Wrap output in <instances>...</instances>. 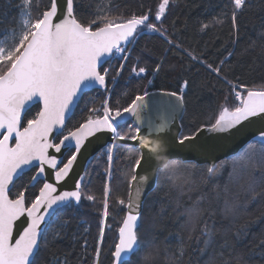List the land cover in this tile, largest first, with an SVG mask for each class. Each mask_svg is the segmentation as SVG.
Wrapping results in <instances>:
<instances>
[{
  "label": "snow or ice",
  "instance_id": "6c2138e0",
  "mask_svg": "<svg viewBox=\"0 0 264 264\" xmlns=\"http://www.w3.org/2000/svg\"><path fill=\"white\" fill-rule=\"evenodd\" d=\"M177 3L178 0H160L154 14L148 9L140 14L112 16L111 9L85 14L81 11V0H47V3L23 0V18L18 26L10 29L0 26V264H43L42 251L54 247L57 240L67 235L68 221H62L61 216L75 211L82 201L96 202V196L87 191V168L76 177L73 190H61L59 186L73 173L82 149L86 150V142L105 132L111 134L113 143L105 153L108 176L100 201L98 245L92 264H100L99 245L103 243L106 229L110 228V170L113 150L120 147L130 148L135 158L128 178L129 200L126 204L124 199H116V203L128 211L117 229L118 238L110 255L114 264H153L159 249L141 248L143 218L142 205L138 202L150 174L157 177V182L161 173L171 178L177 175L181 165L192 163L190 157L206 156L218 150L219 144L201 138L204 131L226 134L218 139H227L242 132L245 122L253 123L254 118L264 122V82L258 87H249L238 83L239 77L237 82L229 80L223 72L227 59L219 64L208 62L185 48L176 32L168 33L164 26L166 12ZM230 3L233 5L232 29L238 38L237 16L249 6L248 0H230ZM207 27L203 25L200 30ZM146 34L162 38L168 45L167 52L186 54L193 64L215 74L228 86L231 102L229 96H225L218 115L213 113L192 131L178 132L169 140L163 134L186 109L191 82L185 79L178 91L161 93L168 100L161 102L164 111L156 120L142 115L146 107L145 93L136 95L124 107L112 108L105 100L102 108H90L91 102H87L84 109L87 116L70 125L73 109L88 89L110 92L109 82L115 83L121 76L135 45ZM260 35L264 36V31ZM231 55L229 52L228 56ZM113 59L120 61L114 74ZM136 61L130 74L146 78L149 70L140 66V57ZM163 61L164 57H161L151 75L160 73ZM148 83L152 81L148 80ZM125 114L132 116L134 123L122 130L120 121ZM146 140L149 141L147 145ZM117 141L131 143L117 144ZM156 144L163 145L164 150H153ZM255 145L259 147L255 148ZM231 159L234 172L238 169L243 173L251 167L254 175L264 166V131L253 135ZM158 160L163 163H157ZM217 167L216 164L208 167V173L214 174ZM49 175L55 183L49 182ZM124 175L128 177L129 173ZM37 188L38 194L32 191ZM249 189L255 200L257 194L251 183ZM133 190L136 201L132 199ZM234 211V206L226 203L225 214ZM17 222H20L19 228ZM201 234L206 237L203 254L213 242L214 234L206 225ZM235 240H240L239 231L235 233ZM86 244L85 240V250ZM178 251L179 257H169V264H179L185 251L183 244ZM256 257H259L258 264H264V239L248 253L230 254L223 264H253ZM54 259L57 264H68L67 257L63 261Z\"/></svg>",
  "mask_w": 264,
  "mask_h": 264
},
{
  "label": "trees",
  "instance_id": "16d2710c",
  "mask_svg": "<svg viewBox=\"0 0 264 264\" xmlns=\"http://www.w3.org/2000/svg\"><path fill=\"white\" fill-rule=\"evenodd\" d=\"M22 0H0V26L10 29L18 25L19 5ZM99 0H81V11L85 14L95 12ZM112 16L140 14L148 9L153 14L160 0H109ZM47 3V0H43ZM248 5L237 16L238 38L231 22L233 5L230 0H178L166 12L164 26L168 33L176 32L185 48L203 56L208 62L219 64L227 59L223 72L229 80L258 87L264 82V0H248ZM225 13L227 14L225 16ZM35 16L36 12L33 11ZM85 18H88L85 16ZM154 18V17H153ZM203 25H208L203 31ZM168 45L159 36L144 35L135 45L132 58L121 76L108 84L110 92L95 91L86 94L79 101L70 125L87 116L85 104L90 108H102L108 98L110 107H124L136 95L150 92L178 91L183 80H189L187 104L182 120L181 131L188 133L204 123L229 96V88L215 74L199 65L193 64L185 54L167 52ZM232 55L229 57L228 53ZM140 57V66L149 72L144 79L130 74L131 66ZM164 57L159 74L151 75L155 64ZM120 61L112 60V73ZM105 67H109L106 64ZM151 80L152 83H148ZM113 85V86H112ZM232 97L229 96V102ZM35 113L33 109L32 114ZM102 114V112H101ZM130 124L121 126L122 130ZM109 147V146H108ZM258 148L259 145H255ZM107 147L99 152L88 166L86 177L87 191L96 196V202L82 201L75 211L63 214L61 220L68 221L67 235L56 241L52 248L44 249L43 264H57L55 258L68 264H92L94 249L98 245V225L102 210L103 190L106 182ZM253 151V149H249ZM114 160L111 171L109 211L110 228L106 229L101 247L100 264H111V251L117 241V229L123 219L125 207L116 203L117 197L127 202L130 165L135 158L130 148L113 150ZM254 159H258L254 157ZM214 174L209 175L206 166L183 164L177 175L169 178L160 174L154 190L146 197L142 206L143 228L140 232L141 248H158L159 254L153 264H169V257H179V246L185 249L179 264H223V260L240 253L256 249L264 239V166L253 175L251 167L240 173L234 172L231 158L219 162ZM125 172L129 176L124 175ZM27 179V175L23 178ZM18 186H19V182ZM252 184L257 194L253 200ZM226 203L233 205V214H225ZM207 226L214 236L213 242L203 252L206 238L201 229ZM240 232V240L235 233ZM75 236V238H74ZM191 237V238H190ZM86 240V250L84 241ZM227 242V247H224ZM135 261V258H133ZM256 257L253 264H258Z\"/></svg>",
  "mask_w": 264,
  "mask_h": 264
},
{
  "label": "water",
  "instance_id": "95a60500",
  "mask_svg": "<svg viewBox=\"0 0 264 264\" xmlns=\"http://www.w3.org/2000/svg\"><path fill=\"white\" fill-rule=\"evenodd\" d=\"M103 90L104 89H88L86 94H89L95 91H103ZM161 93L162 92H150V93H147V95L145 96L144 103L146 104V107L142 110V115L146 119L156 120L157 117L164 111V104L161 102L167 101L168 98L162 96ZM76 108L77 107L73 109V113ZM183 114L178 115V118L176 119L175 123L170 127V129L166 133L163 134L167 139L171 140L177 136L178 132H181L180 122L182 120ZM120 123H121V126L128 124V123L131 125L134 123V118L130 116L129 114H125V116L121 119ZM144 130L146 131V129ZM260 131H264V122L260 121L258 118H254V122L250 124L248 122H245V127L243 128L242 132H240L236 136L228 137L227 139H218V137L226 135V134L204 131L201 133V138L203 140L211 141L213 143L219 144L220 147L218 150L212 152L209 155H206V156L200 155L194 158L190 157V159L192 160V164H195L197 166H206L207 168L212 166L213 164L217 165L219 162L231 158L232 154L236 152L237 150L243 149L245 142L250 140L253 135L258 134ZM111 143H113V141L111 140L110 133H106V132L98 133L97 136L91 137L89 141L86 142V145H85L86 150L82 149V155L78 157V161H77L76 166L74 167L73 173L70 174L69 178H67L64 182H62V184L59 186L60 189L69 190V191L73 190L76 177L82 173L83 169L88 168V166L91 164V162L94 161V159L97 157L100 151L110 146ZM115 143L130 144L131 142L117 141ZM47 179L49 180V182L55 183L54 178L51 175H49ZM156 180H157V177L154 174H150L149 178L144 183L143 191L138 199V202L141 203V205H143L146 197L154 190L155 185H156ZM135 187H136V184L135 182H133V189H135ZM132 199L134 201L137 200L134 190L132 192ZM128 200H129V187H128L127 202ZM127 211L128 209L125 207L124 214ZM140 211L142 214V207ZM19 226H20V222H17V227L19 228ZM117 238H118V233H117ZM111 264H114L113 257H112Z\"/></svg>",
  "mask_w": 264,
  "mask_h": 264
},
{
  "label": "rangeland",
  "instance_id": "374dc122",
  "mask_svg": "<svg viewBox=\"0 0 264 264\" xmlns=\"http://www.w3.org/2000/svg\"><path fill=\"white\" fill-rule=\"evenodd\" d=\"M22 5H23V0L21 1L20 5H19V11H20V13H19V18H18V24H19V21L23 18V8H22ZM109 7H110L109 0H99L97 2V4H96V9L97 10L99 9L101 11H106L107 9H109Z\"/></svg>",
  "mask_w": 264,
  "mask_h": 264
},
{
  "label": "clouds",
  "instance_id": "9594fccd",
  "mask_svg": "<svg viewBox=\"0 0 264 264\" xmlns=\"http://www.w3.org/2000/svg\"><path fill=\"white\" fill-rule=\"evenodd\" d=\"M145 143V145H147L148 143H149V141H145L144 142ZM153 150H155V151H163L164 149H163V145H161V144H156V145H154V149ZM158 162L159 163H163V161L162 160H158Z\"/></svg>",
  "mask_w": 264,
  "mask_h": 264
},
{
  "label": "flooded vegetation",
  "instance_id": "af4514ba",
  "mask_svg": "<svg viewBox=\"0 0 264 264\" xmlns=\"http://www.w3.org/2000/svg\"><path fill=\"white\" fill-rule=\"evenodd\" d=\"M105 90H103V91H101V92H104ZM77 122H75V124H76ZM74 125V124H73ZM88 169V168H87ZM33 192H35L36 194H38V188L37 189H33L32 190ZM70 213V212H69Z\"/></svg>",
  "mask_w": 264,
  "mask_h": 264
},
{
  "label": "bare ground",
  "instance_id": "6f19581e",
  "mask_svg": "<svg viewBox=\"0 0 264 264\" xmlns=\"http://www.w3.org/2000/svg\"><path fill=\"white\" fill-rule=\"evenodd\" d=\"M113 86V85H112ZM109 98V97H108ZM143 206V205H142Z\"/></svg>",
  "mask_w": 264,
  "mask_h": 264
},
{
  "label": "built area",
  "instance_id": "2783aa9c",
  "mask_svg": "<svg viewBox=\"0 0 264 264\" xmlns=\"http://www.w3.org/2000/svg\"><path fill=\"white\" fill-rule=\"evenodd\" d=\"M107 100V99H106Z\"/></svg>",
  "mask_w": 264,
  "mask_h": 264
}]
</instances>
